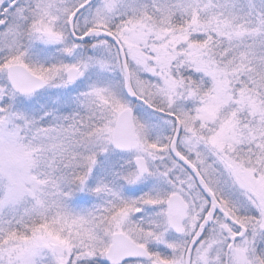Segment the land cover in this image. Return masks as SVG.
Masks as SVG:
<instances>
[{
	"label": "snow or ice",
	"instance_id": "6c2138e0",
	"mask_svg": "<svg viewBox=\"0 0 264 264\" xmlns=\"http://www.w3.org/2000/svg\"><path fill=\"white\" fill-rule=\"evenodd\" d=\"M0 264H264V0H0Z\"/></svg>",
	"mask_w": 264,
	"mask_h": 264
}]
</instances>
